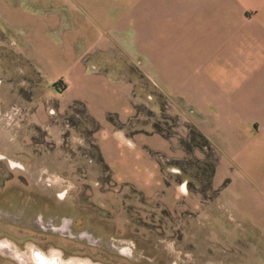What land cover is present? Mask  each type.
Here are the masks:
<instances>
[{"label": "rangeland", "instance_id": "1", "mask_svg": "<svg viewBox=\"0 0 264 264\" xmlns=\"http://www.w3.org/2000/svg\"><path fill=\"white\" fill-rule=\"evenodd\" d=\"M119 31L56 40L0 14V264H34L14 253L30 249L93 264H264L255 72L226 60L204 73L188 40ZM234 43L225 56L238 57ZM209 47L220 52L201 45L196 59ZM209 95L222 104H202ZM62 221L68 236L47 226Z\"/></svg>", "mask_w": 264, "mask_h": 264}, {"label": "crops", "instance_id": "2", "mask_svg": "<svg viewBox=\"0 0 264 264\" xmlns=\"http://www.w3.org/2000/svg\"><path fill=\"white\" fill-rule=\"evenodd\" d=\"M0 14L12 24L41 23L58 29L56 40H113L107 36L108 30H121L120 38L128 40L132 28L140 33L138 40H188L191 61L201 62L204 73L218 67L216 63L220 68L226 60L238 62L240 70L250 65L255 72L252 104H264V66L258 65L257 52L264 47L258 45L264 43V0H0ZM232 42L239 50L238 57L223 54ZM211 44H218L220 52L209 47L202 59H196L201 45L205 50ZM246 49L250 50V59L243 55ZM193 64L188 69L191 72L196 71ZM211 98L205 96L202 104H222ZM250 128L251 143L264 150V113Z\"/></svg>", "mask_w": 264, "mask_h": 264}, {"label": "bare ground", "instance_id": "3", "mask_svg": "<svg viewBox=\"0 0 264 264\" xmlns=\"http://www.w3.org/2000/svg\"><path fill=\"white\" fill-rule=\"evenodd\" d=\"M182 190L184 191V186L182 187ZM0 246H5L4 242H0ZM9 250L8 249L5 251L7 252ZM15 256L19 257L20 261H24L25 259L22 257V255L15 250L14 251ZM32 261L34 264H93L91 262H87V261H77V260H64L60 255L56 254V253H51L48 256L42 254L41 252L34 250V249H30L29 250V258L28 261Z\"/></svg>", "mask_w": 264, "mask_h": 264}, {"label": "built area", "instance_id": "4", "mask_svg": "<svg viewBox=\"0 0 264 264\" xmlns=\"http://www.w3.org/2000/svg\"><path fill=\"white\" fill-rule=\"evenodd\" d=\"M37 223H38V225L43 226V223H42V220L40 217H38ZM49 223L47 224V226H50L51 230H54V231L60 229L65 224L63 221L58 226H56V225L54 226L51 222H49ZM82 235H84V234H81L79 237L84 238L85 240L87 239L89 242H92L93 245H98L100 242V240L94 239L93 236H91V235H89V236L86 235L84 237H82ZM112 243H115V242H112Z\"/></svg>", "mask_w": 264, "mask_h": 264}, {"label": "flooded vegetation", "instance_id": "5", "mask_svg": "<svg viewBox=\"0 0 264 264\" xmlns=\"http://www.w3.org/2000/svg\"><path fill=\"white\" fill-rule=\"evenodd\" d=\"M65 224L60 228V229H58V230H55L56 232H60L63 236H68V235H70L69 234V226H68V223L67 222H64ZM84 236H86V235H82V237H84ZM2 243V242H1ZM4 245L5 246H0V250L1 251H3V252H5L7 249H8V244H6V243H4ZM21 254V253H20ZM22 255V257L25 259L24 260V262L25 261H27L28 260V258H29V254H28V256H25V255H23V254H21ZM21 262H23V261H21Z\"/></svg>", "mask_w": 264, "mask_h": 264}, {"label": "trees", "instance_id": "6", "mask_svg": "<svg viewBox=\"0 0 264 264\" xmlns=\"http://www.w3.org/2000/svg\"><path fill=\"white\" fill-rule=\"evenodd\" d=\"M60 83V82H58ZM190 131H192V135H197L198 138H200L204 144H205V147L207 146V148L209 149V143L208 141L204 138V136H202L199 132H197L195 129H191Z\"/></svg>", "mask_w": 264, "mask_h": 264}]
</instances>
